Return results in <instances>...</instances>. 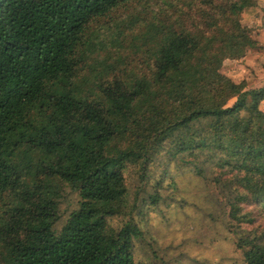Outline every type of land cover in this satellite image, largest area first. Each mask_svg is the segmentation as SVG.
Instances as JSON below:
<instances>
[{"label":"trees","instance_id":"1","mask_svg":"<svg viewBox=\"0 0 264 264\" xmlns=\"http://www.w3.org/2000/svg\"><path fill=\"white\" fill-rule=\"evenodd\" d=\"M135 1L0 0V264H136L139 229L109 220L128 213V167L144 180L163 152L218 170L237 249L264 264V86L222 72L259 48L243 24L259 0L167 2L133 23L138 66L99 27ZM67 188L79 208L58 233Z\"/></svg>","mask_w":264,"mask_h":264},{"label":"rangeland","instance_id":"2","mask_svg":"<svg viewBox=\"0 0 264 264\" xmlns=\"http://www.w3.org/2000/svg\"><path fill=\"white\" fill-rule=\"evenodd\" d=\"M184 0H138L119 9L117 18H109L99 24L102 36L110 42L119 33L122 52L118 55L133 65H143L140 52L136 51L131 33L143 23L145 17L172 15L174 8L167 2L182 7ZM147 16H146V15ZM136 21H140L136 27ZM260 15L243 16L244 25L260 26ZM246 25V26H247ZM133 28V30H132ZM255 31V28H254ZM108 47L116 53L118 45ZM257 50V49H256ZM250 50L245 58L225 61L222 72L236 83L246 81L248 89L264 86V51ZM264 110V104L262 105ZM199 164L206 177L196 174L193 165H184L163 152L149 167L143 180V172L134 166L126 170L129 191V209L125 216L109 220L120 230L127 224L135 225L141 235L134 238L133 253L136 264H246L237 249L238 236L228 228L229 218L225 203L212 181L218 174L214 166ZM153 198L156 199L153 200ZM78 193L67 188L60 201L58 233L69 216L79 208ZM248 210H258L251 206ZM259 233L264 231V218L256 224Z\"/></svg>","mask_w":264,"mask_h":264},{"label":"crops","instance_id":"3","mask_svg":"<svg viewBox=\"0 0 264 264\" xmlns=\"http://www.w3.org/2000/svg\"><path fill=\"white\" fill-rule=\"evenodd\" d=\"M247 14H251V15H260L261 18V22H260V26H253L252 25H247L249 28H255L254 31V38L256 39V41L259 43V48L256 51H259L262 49V51H264V0H259V6L258 8L255 9H249L245 12V16ZM251 52V51H250ZM248 52V53H250ZM230 61V60H227ZM225 74V73H224ZM228 77H230L229 75H227Z\"/></svg>","mask_w":264,"mask_h":264}]
</instances>
